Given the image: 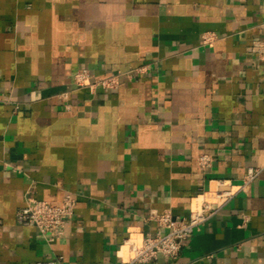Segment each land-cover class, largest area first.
I'll return each instance as SVG.
<instances>
[{"label":"crops","instance_id":"obj_1","mask_svg":"<svg viewBox=\"0 0 264 264\" xmlns=\"http://www.w3.org/2000/svg\"><path fill=\"white\" fill-rule=\"evenodd\" d=\"M262 38L264 0H0V264H120L130 233H156L153 210L187 216L249 166L262 171L177 257L134 264H264ZM80 67L119 84L77 89ZM67 192L61 236L17 221L29 195Z\"/></svg>","mask_w":264,"mask_h":264},{"label":"built area","instance_id":"obj_2","mask_svg":"<svg viewBox=\"0 0 264 264\" xmlns=\"http://www.w3.org/2000/svg\"><path fill=\"white\" fill-rule=\"evenodd\" d=\"M216 35L212 31L201 34V43L213 45ZM251 51L257 53L264 61V38L257 39L249 46ZM147 65L135 67V71L146 70ZM75 88H84L95 92L97 88L112 89L119 84V73L98 75L88 67H80L73 74ZM66 93V92H65ZM62 93L63 96H65ZM212 153L198 154L199 166L206 170L213 162ZM0 163L9 165L1 155ZM15 168V167H13ZM262 171V166H249L239 183H225L227 187L207 188L198 192L191 198L187 216H176L170 210L162 212L153 210L150 218L157 223L156 233L132 232L126 239L127 251L119 255L120 264L148 263L155 260L159 253L175 258L179 255L183 242L210 217L215 215L220 207L230 200L236 193L246 190L249 184ZM76 199L70 192L64 194L59 204H51L46 200L33 195L26 198L25 204L16 212L17 221L24 224H32L37 227L47 241H51L63 234L66 221L74 212ZM45 264H64L62 257H49ZM38 261L37 264H41Z\"/></svg>","mask_w":264,"mask_h":264}]
</instances>
